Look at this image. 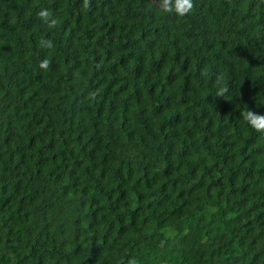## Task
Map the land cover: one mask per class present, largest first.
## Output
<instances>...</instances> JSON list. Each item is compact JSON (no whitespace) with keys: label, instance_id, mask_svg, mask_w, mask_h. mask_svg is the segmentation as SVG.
Here are the masks:
<instances>
[{"label":"trees","instance_id":"obj_1","mask_svg":"<svg viewBox=\"0 0 264 264\" xmlns=\"http://www.w3.org/2000/svg\"><path fill=\"white\" fill-rule=\"evenodd\" d=\"M194 3L0 0V264H264V0Z\"/></svg>","mask_w":264,"mask_h":264},{"label":"clouds","instance_id":"obj_2","mask_svg":"<svg viewBox=\"0 0 264 264\" xmlns=\"http://www.w3.org/2000/svg\"><path fill=\"white\" fill-rule=\"evenodd\" d=\"M90 3V0H83L84 7H88ZM159 3L161 5L160 11L164 14L168 15H175L177 17H185L189 15L194 7L195 3L194 0H159ZM39 17L44 20L49 28H52L56 24V19L52 17V13L47 9H42L38 13ZM39 46L41 48H52L53 43L51 40H41L39 42ZM50 60L45 58L40 61L38 67L39 69L43 71H47L50 68ZM223 80L222 76H217L215 83L217 85H220ZM227 92V89L222 86L217 87V96H224V94ZM241 117L246 124L252 128L257 133L264 134V115L257 114L253 112L252 110H249L246 108L241 110ZM128 264H136L135 259H130L128 261Z\"/></svg>","mask_w":264,"mask_h":264}]
</instances>
